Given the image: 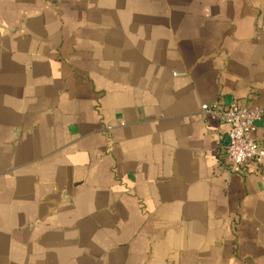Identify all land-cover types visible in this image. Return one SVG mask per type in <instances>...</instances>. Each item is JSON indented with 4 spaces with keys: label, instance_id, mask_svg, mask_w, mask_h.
I'll list each match as a JSON object with an SVG mask.
<instances>
[{
    "label": "crops",
    "instance_id": "obj_1",
    "mask_svg": "<svg viewBox=\"0 0 264 264\" xmlns=\"http://www.w3.org/2000/svg\"><path fill=\"white\" fill-rule=\"evenodd\" d=\"M213 103L264 109V0H0V264H264Z\"/></svg>",
    "mask_w": 264,
    "mask_h": 264
},
{
    "label": "built area",
    "instance_id": "obj_2",
    "mask_svg": "<svg viewBox=\"0 0 264 264\" xmlns=\"http://www.w3.org/2000/svg\"><path fill=\"white\" fill-rule=\"evenodd\" d=\"M201 113L228 126L227 144L222 152L224 169L244 174L249 163L264 169V145L256 138L257 122L264 117L263 108H242L236 104L224 107L213 103L202 105Z\"/></svg>",
    "mask_w": 264,
    "mask_h": 264
}]
</instances>
